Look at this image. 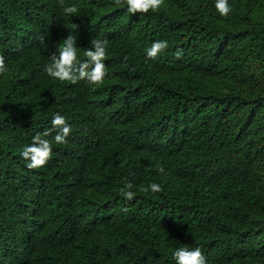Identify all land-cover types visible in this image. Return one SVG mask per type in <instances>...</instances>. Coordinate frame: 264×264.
I'll return each instance as SVG.
<instances>
[{
    "label": "trees",
    "instance_id": "trees-1",
    "mask_svg": "<svg viewBox=\"0 0 264 264\" xmlns=\"http://www.w3.org/2000/svg\"><path fill=\"white\" fill-rule=\"evenodd\" d=\"M0 0V264H264V0ZM69 32L78 58L108 41L102 85L49 77ZM43 38V43H41ZM168 48L156 59L147 49ZM180 53L177 56V53ZM56 113L73 131L40 169L21 151ZM134 185L133 200L119 189ZM157 183L161 192L140 191Z\"/></svg>",
    "mask_w": 264,
    "mask_h": 264
},
{
    "label": "clouds",
    "instance_id": "clouds-1",
    "mask_svg": "<svg viewBox=\"0 0 264 264\" xmlns=\"http://www.w3.org/2000/svg\"><path fill=\"white\" fill-rule=\"evenodd\" d=\"M116 6L125 4L127 12L130 14L149 12L158 13L165 5V0H113ZM63 12L67 15L77 14L79 9L75 5L63 6V0H60ZM215 9L221 17L227 18L232 12V7L228 0H215ZM43 43V38H41ZM91 48L84 51L83 55L87 58L81 61L78 58L77 35L69 32L63 42L58 46V54L53 53L50 57L51 63L47 64L44 72L51 78L60 82H69L73 85L81 81H87L92 85H102L108 75V69L104 63L107 59L108 41L106 39H91ZM168 48L166 40H157L148 48L147 58L156 59L165 49ZM180 53H177L179 56ZM8 71L5 57L0 55V75ZM52 127L45 129L43 132H37L32 137V143L27 145L21 151L22 158L27 161L28 169H40L45 167L53 156L52 142L47 137L52 136L56 144H67L68 137L73 129L69 125L65 116L56 113L51 120ZM134 185L130 182H125L124 187L119 191L123 197L131 201L136 193L132 191ZM161 192L163 189L157 183H151L147 187H141L140 191L148 193ZM173 258L176 264H208V261L199 247L189 249L188 247L177 248L173 252Z\"/></svg>",
    "mask_w": 264,
    "mask_h": 264
}]
</instances>
